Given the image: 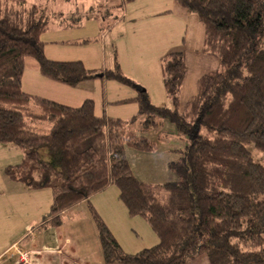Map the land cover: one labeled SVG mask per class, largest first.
I'll return each mask as SVG.
<instances>
[{
	"label": "trees",
	"instance_id": "obj_1",
	"mask_svg": "<svg viewBox=\"0 0 264 264\" xmlns=\"http://www.w3.org/2000/svg\"><path fill=\"white\" fill-rule=\"evenodd\" d=\"M177 1L197 13L205 50L221 63L201 76L183 113V52L162 59L173 107L156 106L119 67L92 70L82 61L48 59L40 36L49 24L38 6L0 0V143L23 151L4 172L31 190H51L54 225L63 211L116 185L129 214L143 217L159 242L125 252L90 204L108 264H185L204 254L210 264H264V225L256 216L264 211V0ZM26 57L36 59L44 77L66 85L101 77L134 88L137 114L127 120L99 116L92 100L73 107L25 92ZM161 118L176 124L189 144L169 163L178 179L154 185L133 174L126 150H154L156 143L136 128L156 126Z\"/></svg>",
	"mask_w": 264,
	"mask_h": 264
},
{
	"label": "rangeland",
	"instance_id": "obj_2",
	"mask_svg": "<svg viewBox=\"0 0 264 264\" xmlns=\"http://www.w3.org/2000/svg\"><path fill=\"white\" fill-rule=\"evenodd\" d=\"M155 3L156 0H132L129 3L123 0H28L29 6L32 4L38 6L39 14L43 15L49 24L48 30L40 36L44 42L45 56L48 59H59L58 61L78 60L92 70H114L120 67L126 77L135 82L138 80L137 82L140 85L142 82L146 83V86L154 91L152 92L153 95L158 92V87L152 83L155 80L157 70L162 76L161 69L155 66L158 61L157 64L153 62L155 51L166 49L170 52H183L186 73L181 87L179 104V112L183 113L188 102L198 92V82L201 76L209 71L220 70L221 63L217 57L205 50V25L200 21L197 13L188 11L177 0H160L159 4L161 6L157 9L154 6ZM128 4L132 9L140 8V12L137 13L141 15V19L137 20L136 23L128 21L129 24L124 25L122 22L127 18H124L122 13L127 10ZM117 19L118 22L116 21L117 23L113 27L104 29L105 22V24H112ZM147 45L149 47L148 51L147 48L145 49ZM138 56L142 60L137 61ZM214 61L217 63L216 66L213 65ZM135 62L138 66L134 64ZM36 71L43 76L36 59L26 57L22 77L24 81L23 89L27 92L32 91L31 94L35 93L36 95L38 90L48 92L51 84H55L57 81L43 76L42 78H45L44 80L49 84L46 88L42 83L34 80L36 77L34 72ZM143 73L150 80H144L142 78ZM107 81L109 86L111 82L121 86L124 88L125 93L130 92L135 95L137 93L131 87L117 81L95 78L76 86L61 83L66 86L68 93L67 91L62 92L59 89L51 88V92H46V95H48L46 97L73 107L82 105L85 100H92L94 107H96L95 112L100 115L106 113L104 105H108L110 114L123 113L126 108H130L128 106H134L137 109L138 103L134 100H125L121 104L110 103L108 99L111 94L107 97L102 94L106 87L110 88L106 85ZM123 90L119 89L115 92L120 95ZM68 95L71 99L68 98ZM154 99L156 100L155 96L154 98L153 96L150 97L153 104ZM167 100V106H173L168 98ZM131 101L135 105H128ZM126 117L129 118V116ZM142 125L143 120H140L138 126ZM136 132L155 142L157 147L153 151L154 153L127 148L126 154L133 174L144 179L142 180L144 182L167 183L166 180L164 182L156 180L157 176L163 174L166 163L164 159H168V162L171 157V161H177L181 155L179 149L188 144V137L181 133L176 124L168 119L165 120V125L162 124L157 128L148 127L146 130L137 127ZM172 133L177 135L174 136ZM248 148L255 160L262 163L261 154L253 145H249ZM171 149L173 150L171 151ZM14 154L17 158H12ZM22 157L23 151L20 148L15 145L9 146L0 143V163L4 160L7 163H19ZM165 170L172 176L174 181L178 179L168 165ZM0 176L9 180V177L7 178L1 170ZM160 181H163V178ZM3 192V190L0 191V210L4 209L7 204L4 201L5 197L18 206L34 207L38 203L41 206L43 205V201L46 199L44 194L52 195L49 189L36 191L38 193H30V195L17 192L12 198L7 192ZM35 194H43V196L37 198ZM90 202L115 238L122 241L125 249H137L136 251L139 249L141 251L159 242L156 231L143 217L129 214L127 206L119 197V189L116 185L111 184L102 192L92 195ZM11 215L15 216L13 212H11ZM0 216L2 215L0 214ZM256 216L264 225V211L257 213ZM6 222L0 218L1 229ZM128 237L135 240V245L130 244L132 242ZM202 260H206L210 264L207 255H202L197 264H202Z\"/></svg>",
	"mask_w": 264,
	"mask_h": 264
},
{
	"label": "crops",
	"instance_id": "obj_3",
	"mask_svg": "<svg viewBox=\"0 0 264 264\" xmlns=\"http://www.w3.org/2000/svg\"><path fill=\"white\" fill-rule=\"evenodd\" d=\"M159 2L160 0H156V3L154 5L156 6V9L161 6ZM126 9L127 10L122 13L123 17L127 18V20H123L124 22H122L124 25L129 24L128 21L136 23L137 20L141 19V15L137 13V12H140V8L132 9L131 6H129L128 4ZM155 10H154V13H155ZM158 11L156 12L158 13ZM116 21L118 22V19L115 20L112 24H105L106 23L105 22L104 29H109L113 27L117 23ZM146 48L148 51L149 49L148 45L145 46V49ZM168 53H170V51L166 49L155 51L153 62L157 64V61H158V64L155 66H158V68H160L162 71V76H160L157 70V73L155 74V77H154L155 80L152 81V83H154V85L158 87V92L156 93V95L152 94V92L154 91H152L150 87L146 86V83L142 82V84L146 87L145 88L142 84L141 86L137 82L138 80L136 81L138 85H140L147 91L148 95H150L149 97L153 96L154 98L155 96L157 101L154 99V105L160 106V107H170V106H167L168 105L167 98L169 100L170 98L166 94V91L164 88V75H163V68H162V59ZM53 60H59V59H53ZM140 60H142V58L138 56L137 61H140ZM134 64L138 66L136 62ZM213 65L214 66L217 65L216 61L213 62ZM104 70H108V69H104ZM34 75L36 76L34 80H37L38 82L42 83L44 86H46V88L47 86H49L48 82L44 80L45 78H42L43 76H41L40 72L36 71L34 72ZM98 78H101V77H98ZM142 78L144 80H150L145 77V73H143ZM107 83H109L108 81L106 82V85H108V87L110 88L106 87V89L102 91V94H104L106 97L109 94H111L110 98L108 99L110 103L121 104L122 101L133 100V98H135L138 95V91L135 90L134 88L132 89H134L137 92L136 95L130 92L125 93L124 92L125 90H123L124 88H122L121 86H118L117 84H114L111 82L109 86V84ZM62 84L60 82L51 84L48 92H51L50 91L51 88L52 89L55 88V89H59L62 92L67 91L68 93L69 91L66 90L67 89L66 86H63ZM23 85H24V81L22 79V88H23ZM119 89H122L123 93L120 92L121 94L117 95L118 93L115 91ZM31 92H27V93L31 94ZM46 92L47 91L42 92L41 90L36 91V93H38L37 95L41 97L44 96V98L49 99V97H46L48 96L46 95ZM33 94L36 95L35 93ZM68 98L71 99L69 95H68ZM50 100L57 101L52 98H50ZM104 100H105V97H104ZM57 102H60V101H57ZM62 104H65V103H62ZM133 104L135 105V103L132 101L128 103V105H133ZM128 107L130 108H126L125 109L126 111H124L123 113H111L110 114L108 105L107 106L104 105L106 113L103 115H106L112 118H120V119L127 120L133 117L138 112V106H137V109L134 108V106H128ZM172 107L173 106H171L170 108ZM96 115L103 116L102 114L100 115L98 113H96ZM126 116H129V118H127ZM165 120L166 119H162V118L156 119L157 124L156 126H153V127L157 128V127H160V125L162 124L165 125ZM172 134L174 136L177 135L176 133H172ZM188 144H189V141H188ZM187 145L179 149L181 155ZM154 150L147 151V152L152 153ZM172 150L173 149H171V151ZM181 155L179 156V159ZM6 158H9V157H6ZM12 158H17V157L14 154ZM167 160L168 159H164L166 163L163 168V174L162 175L160 174L159 176L156 177V180H158L159 182H164V180H166L167 182L174 181L172 179V176L168 174L167 170H165L166 166L167 165L169 166V163L172 162L171 157H170V161L167 162ZM12 164H16V163H11V162L7 163V161L5 160L2 161V163H0V170L5 176H6L4 172L5 167L7 165H12ZM2 177L3 176H0V191L3 190L4 191L3 193L7 192L9 196H11V198L17 192L26 193V195H30V193H38L36 191L45 190V189L31 190L21 182L11 180L7 176L6 177L9 180H6V178L3 179ZM161 178H163V181H160ZM138 179L141 181L144 180L141 177H139ZM146 183H150V182H146ZM150 184H153V183H150ZM162 184H165V183L154 184V185H162ZM30 191H34V192H30ZM35 195H36L35 197L37 198H40V196L41 197L43 196V194H35ZM44 195L46 199L43 201V205L41 206V204L38 203L34 205V207L21 206V205L18 206L10 202L7 197L4 198V201L7 204L5 205L4 209L0 210V214L2 215L0 216V218L7 222L4 224V227L2 229H1L2 225H0V264H108L104 260L101 243L99 239V234H98V229L96 228V225L94 223L95 221H93V216H91L92 214L89 208V205L91 204L90 200L82 201L76 204L75 206H73L72 208L63 211L60 215L61 222L58 225H54L50 222V217L48 216L51 203H52V195L51 194H44ZM11 212H13L15 216H12ZM128 239L132 242V243L129 242L131 245L133 244L135 245L136 242L134 239H131L129 237ZM117 240L120 242L121 246L127 253H136L139 251V249L138 251H136L137 249L136 250L135 249H132V250L125 249L124 245L122 244V241L118 238ZM129 247L131 248L130 245ZM18 250L21 251V254L18 253ZM201 256L196 257L186 262L185 264H197L198 263L197 261L201 258ZM201 263L208 264L206 260H202Z\"/></svg>",
	"mask_w": 264,
	"mask_h": 264
},
{
	"label": "built area",
	"instance_id": "obj_4",
	"mask_svg": "<svg viewBox=\"0 0 264 264\" xmlns=\"http://www.w3.org/2000/svg\"><path fill=\"white\" fill-rule=\"evenodd\" d=\"M18 253L21 254V251L18 250Z\"/></svg>",
	"mask_w": 264,
	"mask_h": 264
}]
</instances>
